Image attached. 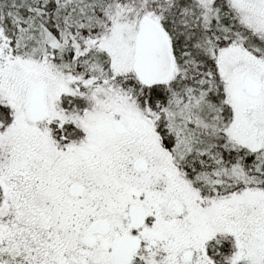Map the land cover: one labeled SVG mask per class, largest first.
I'll list each match as a JSON object with an SVG mask.
<instances>
[{
	"label": "snow or ice",
	"instance_id": "snow-or-ice-1",
	"mask_svg": "<svg viewBox=\"0 0 264 264\" xmlns=\"http://www.w3.org/2000/svg\"><path fill=\"white\" fill-rule=\"evenodd\" d=\"M0 264H264V0H0Z\"/></svg>",
	"mask_w": 264,
	"mask_h": 264
}]
</instances>
